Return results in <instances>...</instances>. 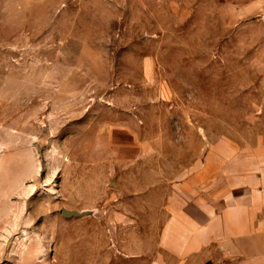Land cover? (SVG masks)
<instances>
[{"label": "rangeland", "instance_id": "obj_1", "mask_svg": "<svg viewBox=\"0 0 264 264\" xmlns=\"http://www.w3.org/2000/svg\"><path fill=\"white\" fill-rule=\"evenodd\" d=\"M207 150L264 158V0H0V264H239L160 247Z\"/></svg>", "mask_w": 264, "mask_h": 264}, {"label": "crops", "instance_id": "obj_2", "mask_svg": "<svg viewBox=\"0 0 264 264\" xmlns=\"http://www.w3.org/2000/svg\"><path fill=\"white\" fill-rule=\"evenodd\" d=\"M203 152L165 197L160 247L207 262L264 264V158ZM264 157V156H263Z\"/></svg>", "mask_w": 264, "mask_h": 264}, {"label": "water", "instance_id": "obj_3", "mask_svg": "<svg viewBox=\"0 0 264 264\" xmlns=\"http://www.w3.org/2000/svg\"><path fill=\"white\" fill-rule=\"evenodd\" d=\"M111 185L114 186L115 184L112 183ZM60 214L63 217L70 218V217L86 216V215H88V212H78V211H75V210L62 209L61 212H60Z\"/></svg>", "mask_w": 264, "mask_h": 264}]
</instances>
